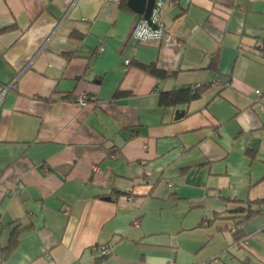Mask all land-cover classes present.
I'll list each match as a JSON object with an SVG mask.
<instances>
[{"label":"crops","instance_id":"obj_1","mask_svg":"<svg viewBox=\"0 0 264 264\" xmlns=\"http://www.w3.org/2000/svg\"><path fill=\"white\" fill-rule=\"evenodd\" d=\"M159 2L0 0V264H264V0Z\"/></svg>","mask_w":264,"mask_h":264},{"label":"built area","instance_id":"obj_2","mask_svg":"<svg viewBox=\"0 0 264 264\" xmlns=\"http://www.w3.org/2000/svg\"><path fill=\"white\" fill-rule=\"evenodd\" d=\"M164 6H165L164 3L159 2L154 7L153 14H152V24L154 25V27H151L148 24V22L145 20H141L138 23L132 35L134 40L139 41L141 43V42H147L150 40H159L165 35L166 31H165V27H164V24L161 18L162 10ZM129 65H130V61H126V66L128 67ZM211 84L217 88H225L229 86L228 81L219 80V79L212 82ZM9 88L10 87H5V88L0 87V105L4 102L5 95ZM191 88L196 91L200 88V86L198 85V86H194ZM263 97H264V93H262V91H256L254 100L255 102H257V101L262 100ZM89 100H90V97L87 94L79 95L76 98V101L79 102L82 106H86ZM263 109H264V106H263ZM145 182L149 183V180H146ZM135 225H138V222H136ZM241 242L244 244H247L246 239L242 240ZM98 252H99L98 257L100 259L108 258L111 255V249L108 246H101L100 249H98Z\"/></svg>","mask_w":264,"mask_h":264},{"label":"trees","instance_id":"obj_3","mask_svg":"<svg viewBox=\"0 0 264 264\" xmlns=\"http://www.w3.org/2000/svg\"><path fill=\"white\" fill-rule=\"evenodd\" d=\"M147 70H149L150 72L155 74L156 77L165 78L164 73L158 71L157 68H155V67H149V68H147ZM198 91H199V89L195 91L191 88V92L189 90L184 89V90L174 92L171 94L162 95L160 97V106H162V107L174 106L179 101H181L182 99L187 100L189 97L196 96L198 94ZM254 214H256V213L251 210L250 206H244V205L240 206L235 213V215H238L239 219H241L240 223L242 221L248 219L249 217H251ZM23 231L24 230H21L18 228L15 229L12 232V236L10 238L9 245L5 249L0 248V260L2 262L8 260L10 258V256L16 251V249L18 248V240H19L20 234ZM105 259H107V258L99 259L97 264H102Z\"/></svg>","mask_w":264,"mask_h":264},{"label":"water","instance_id":"obj_4","mask_svg":"<svg viewBox=\"0 0 264 264\" xmlns=\"http://www.w3.org/2000/svg\"><path fill=\"white\" fill-rule=\"evenodd\" d=\"M154 7H155V0H149L148 6H147L148 9H147V12L145 15V20L148 22V24L151 27H154V25L152 24V18H151L152 14H153Z\"/></svg>","mask_w":264,"mask_h":264}]
</instances>
